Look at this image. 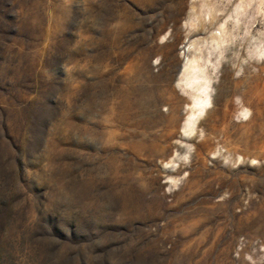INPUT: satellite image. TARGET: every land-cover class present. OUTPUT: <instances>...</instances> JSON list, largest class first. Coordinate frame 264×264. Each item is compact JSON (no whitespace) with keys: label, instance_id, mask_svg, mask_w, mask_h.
Returning a JSON list of instances; mask_svg holds the SVG:
<instances>
[{"label":"rangeland","instance_id":"obj_1","mask_svg":"<svg viewBox=\"0 0 264 264\" xmlns=\"http://www.w3.org/2000/svg\"><path fill=\"white\" fill-rule=\"evenodd\" d=\"M0 264H264V0H0Z\"/></svg>","mask_w":264,"mask_h":264}]
</instances>
